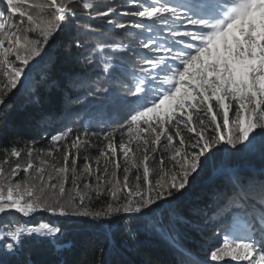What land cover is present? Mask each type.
Masks as SVG:
<instances>
[{"label":"snow or ice","instance_id":"snow-or-ice-1","mask_svg":"<svg viewBox=\"0 0 264 264\" xmlns=\"http://www.w3.org/2000/svg\"><path fill=\"white\" fill-rule=\"evenodd\" d=\"M79 7L80 14L77 0H0V114L11 107L14 90L23 87L34 62L45 57L54 62L64 34L86 16L93 32L125 30L134 38L99 43L89 60L98 55L109 82L115 78L127 86L115 99L127 108L128 118L120 125L118 144L115 128L99 134H73L67 128L51 135L48 150L29 147L24 163L19 162L20 150H6L0 162V214L47 213L56 219L0 231V264H34L22 255L25 243L58 250L68 225L88 221L97 228L102 227L98 221H109V227L118 223L124 229L119 246L131 248L149 220L154 231L187 257L179 264H218L225 258L264 264V169L244 175L223 163L213 166V184L220 183L210 193L209 205L193 209L211 233L204 237L206 259L184 249L179 234L171 231L196 221L183 216L166 220L161 213L187 195L217 153L230 159L258 151L264 157V0H123L121 6L106 8H97L94 0H79ZM70 39L76 48L83 47L80 39ZM106 50L135 58L132 70L123 59L113 63ZM100 92L113 95L110 87H97L92 94ZM91 137L105 142L99 152L106 157L105 166L95 169L94 185L85 181L81 188V176L94 174L88 156L78 172L81 149L96 147ZM52 150L61 153L63 165L51 164L45 176L48 161L42 157H52ZM119 154L126 163L122 179L117 175ZM153 163H158L157 173L150 167ZM21 171L24 178L17 180ZM69 178L72 186L66 190ZM104 197L103 206L94 208L93 201ZM199 227L196 223L195 230Z\"/></svg>","mask_w":264,"mask_h":264},{"label":"trees","instance_id":"trees-1","mask_svg":"<svg viewBox=\"0 0 264 264\" xmlns=\"http://www.w3.org/2000/svg\"><path fill=\"white\" fill-rule=\"evenodd\" d=\"M94 3L97 8H106L109 4L121 6L123 0H94ZM77 12L78 14L83 12V9L79 7V0H77ZM91 23L95 26L96 22ZM88 24V17L82 16L81 20L74 23L71 33L64 34L60 46L55 50L54 62H51L48 57L39 63L34 62L31 72L28 73V79L24 81H28L32 76L30 83L22 92L12 97L11 107L0 115V162L4 160L6 150L10 152L14 147L21 151L19 162L24 163L29 147H34L37 152L46 151L50 148L51 135L67 128H72L73 134L84 130L99 134L115 128L117 144L121 140L120 125L127 120L128 110L125 106L118 104L115 97L123 96L127 86L115 78L109 82L108 75L102 71L98 55L91 63L89 60L96 55L94 50L99 43H128L134 38L125 30L93 32ZM70 37L80 39L83 47L76 48ZM70 44L71 51H68ZM107 54L112 58L113 63H119L123 59L128 71L132 70L135 58L125 57L124 54L110 52ZM125 79L131 83L130 78ZM97 87H110L113 95L110 97L104 92L93 95ZM15 92L17 91L14 90ZM91 142L96 147L87 150L82 148L78 155V172L83 168L85 156L89 157L94 170L91 177H87L86 174L81 176V188L85 181L93 185L96 183L95 175L98 173L95 169L101 168L106 158L99 157L100 150L105 148V142L97 137H91ZM132 147L135 149V144ZM219 147L225 149L226 146ZM227 151L234 150L227 148ZM52 152L53 155L59 153L55 150ZM97 157H99L98 163ZM9 159L13 164L17 162V158L9 157ZM34 162L39 165V161L35 158ZM118 162L120 170L117 175L122 179L123 168L126 166L122 154H119ZM221 163L227 167L238 168L244 175H258L261 169H264V157L258 151L245 157L234 155L230 159H224V152H219L206 162L204 171L192 182L186 196L170 208L161 209L166 220L183 216L200 224L199 230H195L196 223L190 226L183 223L171 229L179 234L178 243L184 249L194 253L198 259L207 258L208 246L204 237L209 229L204 226L201 217L193 215V209L204 208L210 204V193L220 182L217 180L214 185L213 182L206 184L205 181L215 176L213 166ZM61 164L63 165V162ZM4 167L7 170L8 165ZM150 167L154 169L153 164ZM45 168V176H47L49 168ZM131 172L134 174L135 169H131ZM70 176L71 173H69ZM23 178L24 173L21 171L16 179ZM71 186L69 178L65 185L66 190ZM106 199L107 197L99 201L94 200L93 207H102ZM208 212L211 216V208ZM49 219L56 218L49 217L47 213L23 217L12 211L6 215H0V230H7L9 226L15 227L25 222L28 226H38V223L47 222ZM95 223L101 224L102 227H93L91 221L68 225L66 235L60 242L62 246L58 250L55 246L25 243L22 255L30 256L34 264H99L101 260L107 261V264H179L181 259H187L170 245L165 235L153 230V222L150 220L146 221L140 229L138 238L131 248L119 246V242L124 239V229L118 223H112L111 227H109V221ZM164 227L167 231L168 224L166 223Z\"/></svg>","mask_w":264,"mask_h":264},{"label":"rangeland","instance_id":"rangeland-1","mask_svg":"<svg viewBox=\"0 0 264 264\" xmlns=\"http://www.w3.org/2000/svg\"><path fill=\"white\" fill-rule=\"evenodd\" d=\"M30 79H32V76L30 77ZM30 79H29L28 81H26V82L23 81V90H24L25 87L30 83ZM24 85H25V86H24ZM21 88H22V87H21ZM21 88H20V89H21ZM20 89H19V91H20ZM23 90H22V91H23ZM22 91H21V92H22ZM17 92H18V91H17ZM17 92H15V93L12 95V97H13L15 94H17ZM0 95H2V93H0ZM230 114H231V113H230ZM0 115H1V114H0ZM133 150H135V149H133ZM142 155H143L142 151H141L140 153H136V160L138 161L139 159H141V158H142ZM53 157H55V159H53ZM42 158H43V159H46V160L48 161V165H45V167H47V168H49V166H50L51 164L58 163V164L60 165L61 162H63V159H62L61 153H58V155H52V157L43 156ZM105 159H106V158H105ZM104 162H105V161H104ZM104 162L102 163V167H101L100 169H103V168H104V166H105ZM61 165H62V164H61ZM153 166H154V169H152V170H153V173H157L158 170H159L158 163H153ZM108 167H109V170H111L113 166H112V165H108ZM214 179H215V176L211 177L208 181H205V182H206V184H207V183H212ZM203 183H204V182H203ZM0 231H2V230H0ZM209 235H211V233H210V231H207L206 236H209ZM220 241H222V239H221V237H218L216 243H217V242H220ZM207 246H208V244H207ZM212 246L214 247V246H215V243H213ZM226 263H228V264H247L246 261H243V262H236V261H232L230 258H225L224 261L218 262V264H226Z\"/></svg>","mask_w":264,"mask_h":264},{"label":"water","instance_id":"water-1","mask_svg":"<svg viewBox=\"0 0 264 264\" xmlns=\"http://www.w3.org/2000/svg\"><path fill=\"white\" fill-rule=\"evenodd\" d=\"M25 86V85H24ZM23 90V87L20 89V91H18L17 93H20ZM1 215V214H0Z\"/></svg>","mask_w":264,"mask_h":264}]
</instances>
